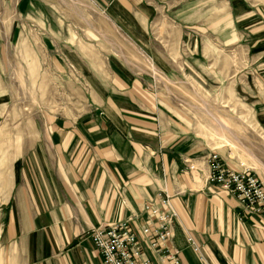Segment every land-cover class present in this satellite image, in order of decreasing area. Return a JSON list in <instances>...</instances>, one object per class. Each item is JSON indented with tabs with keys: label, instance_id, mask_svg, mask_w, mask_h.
<instances>
[{
	"label": "crops",
	"instance_id": "crops-1",
	"mask_svg": "<svg viewBox=\"0 0 264 264\" xmlns=\"http://www.w3.org/2000/svg\"><path fill=\"white\" fill-rule=\"evenodd\" d=\"M91 1L136 44L149 25L169 24L171 36H178L170 41L182 47L179 57L190 58L185 71L200 69L203 42L242 53L240 88L246 96L240 102L264 133V0ZM12 7L39 16L51 32L59 34L65 26L54 6L42 0H14ZM12 37L8 32L7 39ZM78 52L85 56L81 48ZM107 65L112 80L99 82L100 94L89 85L91 105L35 131L15 162L5 203L9 258L12 250L18 253L13 264H103L88 235L124 222L152 264H163L139 231L149 215L143 208H156L159 192L170 197L177 213L173 246L181 264H264V225L240 219L234 199L207 182V156L213 151L231 170L243 165L228 146L211 149L169 103L142 100L122 67ZM257 177L264 184V177Z\"/></svg>",
	"mask_w": 264,
	"mask_h": 264
},
{
	"label": "rangeland",
	"instance_id": "rangeland-1",
	"mask_svg": "<svg viewBox=\"0 0 264 264\" xmlns=\"http://www.w3.org/2000/svg\"><path fill=\"white\" fill-rule=\"evenodd\" d=\"M42 1L54 6L64 21L59 34L49 31L39 16L15 11L14 0L0 4V264L18 258L15 250L8 255L5 203L23 146L34 139L35 131L47 129L50 120L75 117L91 105L89 85L100 94L99 82L112 80L107 63L122 67L142 100L169 103L211 149L228 146L235 161L264 177V133L252 110L240 102L246 96L240 88L242 53L203 42L200 69L192 73L183 69L190 58L179 57L182 47L170 41L178 36L174 31L171 36L169 24L149 25L136 44L91 0ZM11 31L13 37L7 39ZM80 48L85 56L79 55ZM172 50L174 57L168 56Z\"/></svg>",
	"mask_w": 264,
	"mask_h": 264
},
{
	"label": "built area",
	"instance_id": "built-area-1",
	"mask_svg": "<svg viewBox=\"0 0 264 264\" xmlns=\"http://www.w3.org/2000/svg\"><path fill=\"white\" fill-rule=\"evenodd\" d=\"M209 177L207 182L215 185L234 199L240 219H257L264 225V184L249 170L235 171L224 166L216 151L207 156ZM158 206H145L148 219L139 231L148 249L163 264H181L179 250L173 246L174 226L177 213L170 197L163 192L157 194ZM88 237L103 264H152L137 235L127 222L98 227ZM195 252L192 239L186 240ZM200 260H202L200 258Z\"/></svg>",
	"mask_w": 264,
	"mask_h": 264
},
{
	"label": "bare ground",
	"instance_id": "bare-ground-1",
	"mask_svg": "<svg viewBox=\"0 0 264 264\" xmlns=\"http://www.w3.org/2000/svg\"><path fill=\"white\" fill-rule=\"evenodd\" d=\"M247 170V169H246Z\"/></svg>",
	"mask_w": 264,
	"mask_h": 264
}]
</instances>
